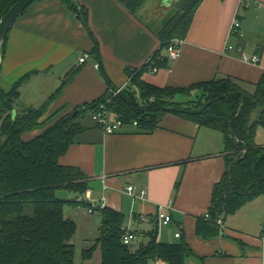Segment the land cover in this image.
<instances>
[{
  "label": "crops",
  "instance_id": "crops-1",
  "mask_svg": "<svg viewBox=\"0 0 264 264\" xmlns=\"http://www.w3.org/2000/svg\"><path fill=\"white\" fill-rule=\"evenodd\" d=\"M178 1L163 0L161 4L169 8ZM78 2L88 10L91 33L60 1L38 0L16 22L6 42L0 86L8 91L28 76L20 87L23 96L40 80L48 84L47 92L39 91L37 98L33 97L36 106L32 108L43 105L77 70L51 104L49 114L62 108L74 110L113 90L137 92L128 72L141 70L161 47L159 28L150 26L139 11L132 14L117 0ZM236 18L241 22L242 38L231 34ZM92 35L99 44L97 58L92 54ZM261 43L264 0H204L181 43L180 57L170 60L167 49L163 50L161 56L168 59L167 65L155 72L145 71L142 80L160 88H188L228 77L246 92L254 93L264 76ZM230 45L258 56L260 64L245 62L238 51L227 50ZM84 56L86 61L80 63ZM180 96L186 97L182 102L189 100ZM85 119L87 116L81 120L84 131L61 157L60 164L80 168L88 176L86 199L106 197L107 207L124 214L125 227L136 234V247L150 240L158 224L157 237L162 242H176L175 234L182 228L183 239L197 255L186 264H264V197L224 219L219 237L206 240L196 233L197 220L208 214L214 187L226 169L221 132L173 114H167L151 133L128 126L106 134L91 121L85 123ZM255 140L264 147V126L257 129ZM130 185L147 189V197L134 200L128 196L125 189ZM159 212L170 213L173 223L159 224ZM65 215L76 222L77 233L80 221L84 232L93 221L82 206H66ZM98 221L100 229V216ZM98 237L99 233L88 239L95 242ZM80 260L75 264H101L102 251L98 248L90 261H84L81 253Z\"/></svg>",
  "mask_w": 264,
  "mask_h": 264
},
{
  "label": "trees",
  "instance_id": "trees-1",
  "mask_svg": "<svg viewBox=\"0 0 264 264\" xmlns=\"http://www.w3.org/2000/svg\"><path fill=\"white\" fill-rule=\"evenodd\" d=\"M17 1L0 0V19ZM57 1L75 13L90 31L87 8L78 0ZM117 1L136 14L148 0ZM203 1L179 0L176 3L177 13L157 32L161 42L158 52L141 70L128 72L137 92L113 90L106 97L52 122L57 112L49 114V108L77 70L68 75L43 105L24 113L16 111V103L20 87L28 76L8 91L0 86V264L76 263L77 224L65 215V207L88 206L86 202H76L74 197L89 191V178L80 168L61 165L60 159L84 131L81 120L110 99L109 113L130 126L137 122L136 128L140 131H155L167 114H173L224 135L226 169L214 187L209 218L204 216L197 220L198 236L206 240L219 237L222 234L220 220L224 221L247 203L264 197V147L258 146L255 140L257 129L264 126V76L254 93L246 92L228 77L188 88H160L142 80L145 71L167 65L168 59L161 56L162 51L173 41L186 39ZM92 37L95 42L92 54L97 58L99 44ZM263 50L264 43H261L260 52ZM102 75L113 88L107 75ZM179 95L189 100L178 102ZM200 102L205 104L198 110L178 107ZM60 193L69 195L66 198ZM99 216V237L91 248L82 251L84 261L92 260L98 248L102 251L101 264H186L188 259L197 257L183 237L177 238V242L158 240V224L147 243L139 247L125 245L124 214L107 207ZM157 221L160 224L158 217Z\"/></svg>",
  "mask_w": 264,
  "mask_h": 264
},
{
  "label": "built area",
  "instance_id": "built-area-1",
  "mask_svg": "<svg viewBox=\"0 0 264 264\" xmlns=\"http://www.w3.org/2000/svg\"><path fill=\"white\" fill-rule=\"evenodd\" d=\"M231 34L232 36H237L238 38L243 37V32L241 31V22L239 19H235L232 28H231ZM181 43L182 41L175 40L173 41L170 46L167 48L168 52V58L170 60H177L181 55ZM228 51H238L241 54L242 59L250 64L253 65H259L260 64V58L256 55H249L246 53L242 47H235V46H228ZM87 59V56H84L80 59V63H84ZM96 68H99V65H96ZM157 69L154 68L151 71L155 72ZM116 95V94H115ZM112 99L108 100L107 103H101L98 106V110L92 114L93 119L96 121V124L98 127L102 128L106 134H114L117 132L122 131L125 127H128L130 125L125 124L122 120H119L118 118L111 119L110 116H112L111 113L108 111V105L111 104ZM133 127H137L138 123L134 122ZM125 192L128 196L133 198L134 200H144L147 195V189L136 187V186H127L125 189ZM75 201L78 203L86 202L88 204L87 207H85V211L89 215H99L100 211L107 208V200L106 197H102L99 200L96 199H86L84 195L74 197ZM158 220L161 225L163 226H169L173 223V217L168 212H159L158 213ZM207 218H209V215H206ZM145 221V218H143ZM219 224L222 225V221H219ZM125 235L123 237V243L125 245H130L132 242L136 240V234L133 231H130L128 228H124ZM176 238L182 237V228H179V231L175 234Z\"/></svg>",
  "mask_w": 264,
  "mask_h": 264
},
{
  "label": "rangeland",
  "instance_id": "rangeland-1",
  "mask_svg": "<svg viewBox=\"0 0 264 264\" xmlns=\"http://www.w3.org/2000/svg\"><path fill=\"white\" fill-rule=\"evenodd\" d=\"M163 0H148L142 7L141 11L139 10V14L141 16L144 17L145 21H147V23L152 26L153 28H161L163 26V24L170 18L172 17L174 14L177 13V5H172L169 8H165L164 6H162L161 2ZM23 85V84H22ZM21 85V86H22ZM52 85V84H50ZM48 84H46L45 82L41 81L37 82L33 87H31L30 89H28L27 93L23 96H21L20 93V98L19 101L16 103V108L18 109V113H24L26 111H28L29 109H31L33 106H36V104L33 103L34 98L38 96L39 91L40 92H47L48 91ZM51 87V86H49ZM35 93L37 95H35ZM186 97L184 96H180L178 97L177 101L178 102H182L185 101ZM204 105L205 102H200V104H195L194 106H178V107H182V108H187V109H195L198 110L200 105ZM74 110L71 111H67L66 109L59 110L57 111V115L54 117V120L52 122H55V120H57L59 117L61 116H66L67 114H69L70 112H72ZM87 121H91L92 123H94V125L96 124V121L93 119V116L91 115H87V119H85V123ZM97 125V124H96ZM68 196L69 194L67 193H60V196ZM89 215V214H87ZM90 219H93V221L91 222V226L88 230V232H84L82 225V222L80 221V229L78 231V233L76 234V238H75V244H76V260L79 262H81L80 257H81V253L84 249H89L92 247L93 243L91 241V239L88 238H96L98 236L99 233V216L97 215H89ZM86 220V219H84ZM83 220V222H85ZM89 220V219H87ZM163 226V225H162ZM89 234V235H88ZM91 241V242H90ZM176 242L178 241V239L175 240ZM135 241L132 242V244L130 246H135Z\"/></svg>",
  "mask_w": 264,
  "mask_h": 264
},
{
  "label": "water",
  "instance_id": "water-1",
  "mask_svg": "<svg viewBox=\"0 0 264 264\" xmlns=\"http://www.w3.org/2000/svg\"><path fill=\"white\" fill-rule=\"evenodd\" d=\"M38 0H18L0 19V68L3 62L2 49L16 22ZM16 111H14V115Z\"/></svg>",
  "mask_w": 264,
  "mask_h": 264
}]
</instances>
